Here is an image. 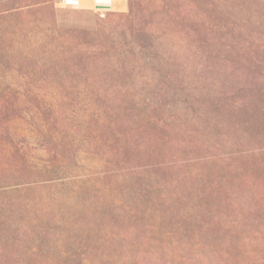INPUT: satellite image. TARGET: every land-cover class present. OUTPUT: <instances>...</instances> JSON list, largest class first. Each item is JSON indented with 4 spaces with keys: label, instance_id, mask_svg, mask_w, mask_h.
<instances>
[{
    "label": "rangeland",
    "instance_id": "1",
    "mask_svg": "<svg viewBox=\"0 0 264 264\" xmlns=\"http://www.w3.org/2000/svg\"><path fill=\"white\" fill-rule=\"evenodd\" d=\"M101 4L0 0V264H264V0Z\"/></svg>",
    "mask_w": 264,
    "mask_h": 264
},
{
    "label": "crops",
    "instance_id": "2",
    "mask_svg": "<svg viewBox=\"0 0 264 264\" xmlns=\"http://www.w3.org/2000/svg\"><path fill=\"white\" fill-rule=\"evenodd\" d=\"M66 2H70L72 5H75L76 8H79L82 4L88 6L91 3L92 5L102 3L100 9H104L111 6L114 0H66Z\"/></svg>",
    "mask_w": 264,
    "mask_h": 264
},
{
    "label": "built area",
    "instance_id": "3",
    "mask_svg": "<svg viewBox=\"0 0 264 264\" xmlns=\"http://www.w3.org/2000/svg\"><path fill=\"white\" fill-rule=\"evenodd\" d=\"M64 2L66 1V0H63Z\"/></svg>",
    "mask_w": 264,
    "mask_h": 264
}]
</instances>
